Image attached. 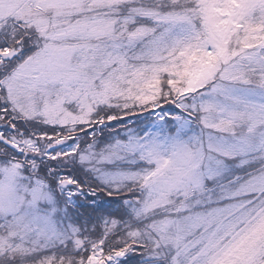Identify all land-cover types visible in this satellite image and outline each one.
<instances>
[{"label": "snow or ice", "instance_id": "1", "mask_svg": "<svg viewBox=\"0 0 264 264\" xmlns=\"http://www.w3.org/2000/svg\"><path fill=\"white\" fill-rule=\"evenodd\" d=\"M0 264H264V0H0Z\"/></svg>", "mask_w": 264, "mask_h": 264}]
</instances>
